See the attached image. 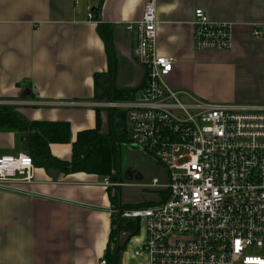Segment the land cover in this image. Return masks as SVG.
Instances as JSON below:
<instances>
[{
  "label": "crops",
  "instance_id": "0c3cea01",
  "mask_svg": "<svg viewBox=\"0 0 264 264\" xmlns=\"http://www.w3.org/2000/svg\"><path fill=\"white\" fill-rule=\"evenodd\" d=\"M146 1L0 0V105L14 104L28 121L68 122L70 142L51 143L52 156L69 160L77 132L95 127L94 77L106 74L111 60L113 87H141L144 70L125 24L140 18ZM155 7L157 54L176 60L167 78L171 87L213 102L264 104V40L251 38L248 27L264 22V0H155ZM197 8L210 20L234 24L232 49L193 48ZM24 135L0 130V156L23 152ZM102 180L34 162L33 182L0 188V264H99L121 188ZM132 222L141 236L131 235L119 249L118 263L146 264L134 255L144 226Z\"/></svg>",
  "mask_w": 264,
  "mask_h": 264
},
{
  "label": "built area",
  "instance_id": "2783aa9c",
  "mask_svg": "<svg viewBox=\"0 0 264 264\" xmlns=\"http://www.w3.org/2000/svg\"><path fill=\"white\" fill-rule=\"evenodd\" d=\"M93 18L88 10L87 19ZM191 23L195 50L232 49V22L210 20L197 8ZM156 25L155 0L125 24L135 37L133 57L144 70L134 97L93 103L124 110L125 140L166 170L163 183L152 178L147 185L159 189L158 201L120 210L122 221L144 226L134 255L146 264H264V104L208 102L171 87L167 78L176 60L157 54ZM248 27L251 38L264 40V22ZM33 174L26 152L0 156V188L29 184ZM102 185L140 187L107 176ZM99 264L109 263L102 258Z\"/></svg>",
  "mask_w": 264,
  "mask_h": 264
},
{
  "label": "trees",
  "instance_id": "16d2710c",
  "mask_svg": "<svg viewBox=\"0 0 264 264\" xmlns=\"http://www.w3.org/2000/svg\"><path fill=\"white\" fill-rule=\"evenodd\" d=\"M107 36V35H105ZM113 60L106 74H96L95 98L100 102L127 100L134 97L138 89H116L113 87ZM108 131H101V118L99 109H96V125L94 128L84 129L77 132L75 140L71 142L72 153L69 160H62L52 156L49 150L51 143H69L70 125L66 121H28L15 107L11 105H0V130L16 129L25 133L27 136L29 154L34 162L45 167H55L63 172H85L99 177H109L111 180H117V159L118 147L125 141L123 138H116L112 128L111 117L115 112L107 109ZM161 194V193H160ZM152 202H143L138 204L120 205V210L145 208L152 205ZM115 221V220H114ZM116 225H117V221ZM137 224L126 222L123 224L120 220L119 227L121 231L129 232L131 235L137 233ZM116 228L110 233V239L114 237ZM116 244V242L114 243ZM116 246V245H115ZM115 246L112 251L107 249L105 259L108 263H118V251L115 252Z\"/></svg>",
  "mask_w": 264,
  "mask_h": 264
},
{
  "label": "rangeland",
  "instance_id": "374dc122",
  "mask_svg": "<svg viewBox=\"0 0 264 264\" xmlns=\"http://www.w3.org/2000/svg\"><path fill=\"white\" fill-rule=\"evenodd\" d=\"M196 97L204 101L213 102L212 100L203 99L198 96ZM107 112V109L99 108L101 118L100 129L102 132L108 131L106 120ZM119 170L121 177H127L130 175L129 179H122L124 183L137 184L140 186H121L119 193L121 203L126 204L159 200V189L147 187V185L151 183L152 178H157L159 183H163L166 180L165 167L162 164L156 162L146 153L131 146L127 140H125L119 148ZM139 236H141V229L136 233L135 238H138ZM135 238H133V240ZM113 248L114 237L111 238L108 248L109 252L112 251Z\"/></svg>",
  "mask_w": 264,
  "mask_h": 264
},
{
  "label": "water",
  "instance_id": "95a60500",
  "mask_svg": "<svg viewBox=\"0 0 264 264\" xmlns=\"http://www.w3.org/2000/svg\"><path fill=\"white\" fill-rule=\"evenodd\" d=\"M111 123H112V128L114 131V135L116 138H123L127 134V129H126V112L124 110H118L112 113L111 117ZM21 143H22V151L27 152L28 150V143H27V136L24 135L21 137ZM117 180L121 181V179H129L130 175L123 176L121 177L120 175V170H119V147H118V159H117ZM118 200H119V207L117 211V226H116V235H115V252L118 251L119 247H123L128 239L131 237V234L129 232H124L121 231L119 227V223L121 220L120 217V195L118 194ZM114 264V263H113Z\"/></svg>",
  "mask_w": 264,
  "mask_h": 264
}]
</instances>
